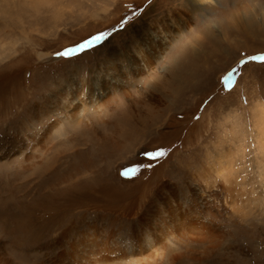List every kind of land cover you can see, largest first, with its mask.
<instances>
[{"label": "rangeland", "instance_id": "rangeland-1", "mask_svg": "<svg viewBox=\"0 0 264 264\" xmlns=\"http://www.w3.org/2000/svg\"><path fill=\"white\" fill-rule=\"evenodd\" d=\"M46 1L0 6V264H264V0Z\"/></svg>", "mask_w": 264, "mask_h": 264}, {"label": "bare ground", "instance_id": "bare-ground-1", "mask_svg": "<svg viewBox=\"0 0 264 264\" xmlns=\"http://www.w3.org/2000/svg\"><path fill=\"white\" fill-rule=\"evenodd\" d=\"M25 3L26 2H31L30 5H32V7L34 6L35 8H41L42 5H46L49 3V1H46V0H23ZM17 2V1H16ZM15 2V3H16ZM13 3V0H0V6H2L3 4L7 5L6 7L4 8H11L12 4ZM14 5H18V2ZM108 4V3H107ZM13 7V6H12ZM33 9V8H32ZM13 10V8L11 9ZM35 10V9H34ZM15 15V14H14ZM51 56V55H50ZM50 59V58H49ZM76 82L73 81L70 85H74ZM61 84V83H60ZM173 85V84H172ZM80 84H77L76 88H71L68 90V97H71L73 94L76 95L75 91H78L80 90ZM95 88H101L100 86V77L97 81L94 82V85H93V90H96ZM97 99L101 100L102 98L101 97H97ZM255 113H258L257 117L258 119L256 120V126L260 127L261 128V131H264V106H259L258 110L255 112ZM264 156V154H263ZM183 195V194H182ZM186 196V195H185ZM184 197V196H183ZM188 198V197H187ZM184 200V199H183Z\"/></svg>", "mask_w": 264, "mask_h": 264}, {"label": "snow or ice", "instance_id": "snow-or-ice-1", "mask_svg": "<svg viewBox=\"0 0 264 264\" xmlns=\"http://www.w3.org/2000/svg\"><path fill=\"white\" fill-rule=\"evenodd\" d=\"M101 38H102V37H96L95 40H93V41H88V45H91L92 43H95V42L99 41ZM83 46H87V45H82V47H83ZM256 59H261L262 62H264V58H256ZM157 155H163V153H157ZM134 171H135L134 169H130V170H128V171H125V172L123 173V175H124V176H128L131 172H134Z\"/></svg>", "mask_w": 264, "mask_h": 264}]
</instances>
